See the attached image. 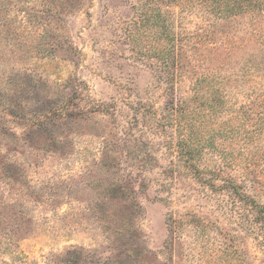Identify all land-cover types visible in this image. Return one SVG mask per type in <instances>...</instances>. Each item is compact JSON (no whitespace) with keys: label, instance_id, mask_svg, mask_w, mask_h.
<instances>
[{"label":"rangeland","instance_id":"obj_1","mask_svg":"<svg viewBox=\"0 0 264 264\" xmlns=\"http://www.w3.org/2000/svg\"><path fill=\"white\" fill-rule=\"evenodd\" d=\"M138 2L62 0L59 17L21 30L26 55L8 56L0 82L14 105L0 101V219L26 232L11 233L0 264H264L237 194L264 205V124L255 105L235 112L243 89L264 87V25L198 5L174 16L175 95L196 106L183 127L153 54L164 43L139 25ZM212 73L228 79V110L212 112L206 84L194 85ZM10 159L17 180L5 176Z\"/></svg>","mask_w":264,"mask_h":264},{"label":"trees","instance_id":"obj_2","mask_svg":"<svg viewBox=\"0 0 264 264\" xmlns=\"http://www.w3.org/2000/svg\"><path fill=\"white\" fill-rule=\"evenodd\" d=\"M61 1L62 0H41L43 6H41L40 9H35L34 4L30 3L31 1L29 0H0V82H2L1 77L5 74L4 65L10 59L8 56L16 51L22 52L21 55H26L28 47L25 46V41L20 38L21 30L24 29L26 23H31V17L36 19L40 18L43 14L59 17L62 13L55 5L57 2ZM68 1L69 0H66V2ZM196 5L216 18L227 19L234 16H246L249 20L264 25V0H139L137 5L139 25L148 27L149 29L156 27L158 31L157 39L164 43L162 49H159L156 53L153 52V54H156L158 60L159 76H161L166 85L165 90L168 96L166 105L172 110L178 124H182L183 127H192L194 125L193 117L196 113V106L193 107L189 103V98L177 97L175 95V78L176 76L181 77V75L179 72L174 73V71H170L173 61H169V54L176 46V37L178 35V32L173 29L175 23L174 16H180L183 11H189ZM170 7L174 9L177 8V13L175 14L173 10L169 9ZM18 12H22L26 15H24V19L16 21L13 15ZM9 75H11V73H8L7 77ZM230 76L231 74H229V77ZM9 79L11 78L9 77ZM226 81H228V79L224 80L223 76L220 74L213 73L201 75L194 79V85H196V87L206 84V95L205 97L201 95V97L204 98L207 107H209L212 112H221L231 108V106H227L228 97H226V89L229 91L230 86ZM0 87H4L5 91L7 90L1 83ZM243 91L248 103L244 106L240 105L237 107L235 112L248 115L250 104L255 105L257 110L254 109V114L260 119L259 125H263L264 87L253 85L246 87ZM2 96L3 94L0 95L2 106L3 104L6 105V107L4 106L2 109H7L11 114L14 111V105H11L9 102L5 103L1 98ZM54 114L60 116L61 113L54 112ZM53 116L51 118H53ZM37 122L39 123L41 120L37 119ZM2 128L3 126L0 127V129ZM225 130L226 129H224V131ZM1 134H5V131H2ZM181 143L182 141H180V144ZM183 145L187 146V142L182 143L181 148H184ZM196 152L197 151L189 146L184 149V156L188 155L193 158ZM4 173L6 177L17 180L16 167L11 159L5 162ZM224 183L235 190L242 187V185L235 183L231 179H224ZM237 194L242 200V204L248 206L249 211L252 213L251 222L260 240L262 253H264V205L257 202L250 195L239 192ZM6 217H8V215ZM0 227V249L12 250L10 252H13L14 241L12 239V234H15L16 229L20 228L19 230H22V232L24 229L21 228L22 226H19L15 220L9 217L0 219ZM25 232L26 231H24L23 234H25ZM76 254L78 253L76 252Z\"/></svg>","mask_w":264,"mask_h":264}]
</instances>
